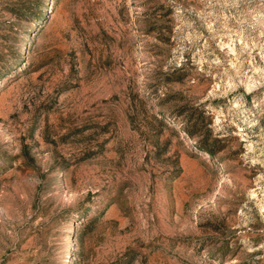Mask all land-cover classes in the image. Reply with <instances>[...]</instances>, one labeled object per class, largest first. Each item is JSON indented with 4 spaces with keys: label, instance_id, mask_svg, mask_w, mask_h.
<instances>
[{
    "label": "rangeland",
    "instance_id": "374dc122",
    "mask_svg": "<svg viewBox=\"0 0 264 264\" xmlns=\"http://www.w3.org/2000/svg\"><path fill=\"white\" fill-rule=\"evenodd\" d=\"M0 264H264V0H0Z\"/></svg>",
    "mask_w": 264,
    "mask_h": 264
}]
</instances>
